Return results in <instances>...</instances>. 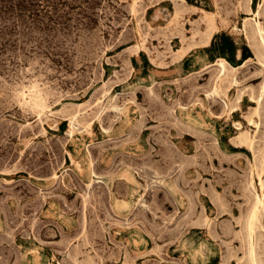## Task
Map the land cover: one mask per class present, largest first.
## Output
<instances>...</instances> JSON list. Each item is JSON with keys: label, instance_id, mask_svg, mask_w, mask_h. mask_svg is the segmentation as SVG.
<instances>
[{"label": "rangeland", "instance_id": "374dc122", "mask_svg": "<svg viewBox=\"0 0 264 264\" xmlns=\"http://www.w3.org/2000/svg\"><path fill=\"white\" fill-rule=\"evenodd\" d=\"M182 1L0 0V264H248L256 196L264 264V0Z\"/></svg>", "mask_w": 264, "mask_h": 264}, {"label": "bare ground", "instance_id": "6f19581e", "mask_svg": "<svg viewBox=\"0 0 264 264\" xmlns=\"http://www.w3.org/2000/svg\"><path fill=\"white\" fill-rule=\"evenodd\" d=\"M176 1V0H175ZM182 1V0H181ZM184 1V0H183ZM182 1V2H183ZM181 2V3H182ZM185 2V1H184ZM175 3V5L177 6V4H176V2H174ZM186 3V2H185ZM252 3V2H251ZM186 5V4H185ZM179 6V5H178ZM187 7V6H186ZM190 7V6H189ZM194 7V6H193ZM174 8H176V7H174ZM188 8V7H187ZM250 8H251V6H250ZM178 9V8H177ZM193 9V8H192ZM180 10H181V8H180ZM199 10V9H198ZM198 10H196V11H198ZM184 11V10H183ZM194 11V10H193ZM136 12V11H135ZM181 12V14L183 13L182 11H180ZM191 12V11H190ZM251 12V11H250ZM177 13H178V11H177ZM185 13H186V11H185ZM184 13V14H185ZM208 13V12H207ZM259 13V12H258ZM180 14V15H181ZM177 15V14H176ZM179 15V14H178ZM212 15V14H211ZM217 15V14H216ZM184 17V16H183ZM176 18H178V16H176ZM148 19V18H147ZM216 22V21H215ZM255 26V25H254ZM261 26V25H260ZM217 27V26H216ZM258 27V26H257ZM256 28V27H255ZM261 29H262V27H260ZM258 29V28H257ZM256 29V30H257ZM264 30V29H263ZM262 30V32H264ZM259 32V31H258ZM180 33V32H179ZM217 33V32H216ZM254 33H255V31H254ZM175 34V33H174ZM255 35H257V33L255 34ZM254 34H253V36H255ZM213 37H214V35H213ZM260 37V36H259ZM251 39H252V36H251ZM256 40H254V43H256L257 44V41L255 42ZM259 42V41H258ZM230 43V42H229ZM264 45V44H263ZM209 46V45H208ZM259 46V45H258ZM257 46V47H258ZM256 47V46H255ZM257 47H256V49H257ZM260 48H261V46H260ZM259 47H258V49H260ZM139 49V48H138ZM258 52H260V50L258 51ZM260 54V53H259ZM264 55V54H263ZM263 55H262V57H263ZM259 58H261V55H260V57ZM184 60V59H183ZM218 61V60H217ZM260 61V60H259ZM220 63L219 64H221L222 65V67H223V70L224 71H226V63H225V61L224 60H220L219 61ZM262 62V61H261ZM263 62H264V60H263ZM230 67V66H229ZM225 75V74H224ZM226 76V75H225ZM222 80V79H221ZM254 93V92H253ZM43 95L42 94H40V92H39V90H37V89H34L33 90V92H32V94L30 95V99H29V102L36 108V109H44V101L46 100V99H44L43 97H42ZM97 106V105H96ZM98 108V107H97ZM7 115V114H6ZM242 140L245 142V144L247 145V148H249V149H253V144H254V138H252V137H250V136H247L246 134H242ZM243 142V143H244ZM241 143V142H240ZM264 156V155H263ZM262 159V158H261ZM260 161V160H259ZM260 162H262V161H260ZM259 162V164H261ZM262 165V164H261ZM261 165H260V167H261ZM259 167V168H260ZM264 167V166H263ZM156 177V176H155ZM264 180V179H263ZM262 185H263V182H262ZM256 198H257V200H256V203H257V206H255V208L253 209V211H252V213H250V217H248L249 218V220L250 221H247V222H249L248 223V236H249V241H248V254H247V256H248V264H261V262H260V260L258 259L259 257H258V255H259V253L257 254V242H256V240H257V238H258V236H257V238L255 239V233H256V230H257V223H258V217L260 216V213H262L261 212V203H262V199H261V197H257L256 196ZM260 204V205H259ZM264 204V203H263ZM263 209V208H262ZM262 222V221H261ZM259 230V229H258ZM261 230V229H260ZM261 232V231H260ZM262 233V232H261ZM263 234V233H262ZM259 241H262V240H259ZM259 246V245H258ZM182 247L184 248V250H185V252H187V255H188V257H189V259H190V262H191V264H215L219 259H220V253H219V251H218V249H216V248H212V247H206L205 249H206V253H204L203 251H201L200 249H198L197 247H192L191 245H189L187 242H183V244H182ZM204 248V247H203ZM222 254V253H221ZM261 258V257H260Z\"/></svg>", "mask_w": 264, "mask_h": 264}]
</instances>
